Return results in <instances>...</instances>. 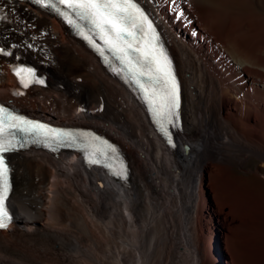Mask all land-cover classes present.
<instances>
[{
  "label": "bare ground",
  "instance_id": "1",
  "mask_svg": "<svg viewBox=\"0 0 264 264\" xmlns=\"http://www.w3.org/2000/svg\"><path fill=\"white\" fill-rule=\"evenodd\" d=\"M138 1L181 81L175 148L62 19L0 0V101L93 128L128 165L119 178L79 152L8 154L0 264H264V0ZM24 62L43 83L21 86Z\"/></svg>",
  "mask_w": 264,
  "mask_h": 264
},
{
  "label": "snow or ice",
  "instance_id": "2",
  "mask_svg": "<svg viewBox=\"0 0 264 264\" xmlns=\"http://www.w3.org/2000/svg\"><path fill=\"white\" fill-rule=\"evenodd\" d=\"M34 2L42 7L54 9L58 14L64 15L69 23H72V20L68 18L67 13L61 12L60 5L67 6L82 19H89L105 44L109 45L110 49L118 54L121 62L135 74L136 82L144 89L150 102L157 106V115L167 118L169 123L172 122L170 118L173 116L178 119L176 112L180 101L178 82L163 49L158 50L156 44L152 42L156 39L152 22L137 3H133V0H54V2L48 0L47 3L45 0H34ZM149 34H152L151 40L148 39ZM131 51L138 53L136 62L130 58ZM0 53L10 54L5 53L2 48ZM25 71L33 75L31 69H18L16 74L20 76L21 72ZM139 77H148L149 86L146 87ZM37 82L43 83L42 80ZM158 84L162 87H157ZM24 86L27 87V83ZM12 130L38 132L54 139L71 136L70 133H63L39 122L13 115L9 109L0 105V229L6 228L12 219L5 204L10 190V167L6 157L17 148V144L10 138L15 136ZM164 131L167 134L166 128Z\"/></svg>",
  "mask_w": 264,
  "mask_h": 264
},
{
  "label": "rangeland",
  "instance_id": "3",
  "mask_svg": "<svg viewBox=\"0 0 264 264\" xmlns=\"http://www.w3.org/2000/svg\"><path fill=\"white\" fill-rule=\"evenodd\" d=\"M223 230V226H221V228L219 229V231L221 232ZM155 257V258H154ZM152 259H153V263L152 264H158V257L155 255ZM157 257V258H156Z\"/></svg>",
  "mask_w": 264,
  "mask_h": 264
}]
</instances>
